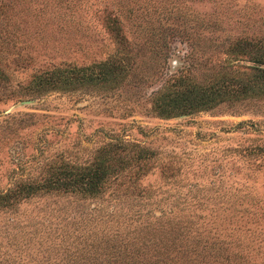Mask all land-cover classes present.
I'll use <instances>...</instances> for the list:
<instances>
[{"label": "rangeland", "instance_id": "374dc122", "mask_svg": "<svg viewBox=\"0 0 264 264\" xmlns=\"http://www.w3.org/2000/svg\"><path fill=\"white\" fill-rule=\"evenodd\" d=\"M3 1L0 29L11 42L0 46V188L37 175L54 154L85 162L110 137L150 157L129 193H111V181L96 195L41 191L0 206V264H115L123 257L107 253H154L156 243L142 240L143 213L153 223L185 212L234 232L250 264H264V87L172 115L153 101L176 77L188 86L258 82L264 0ZM116 52L126 64L108 84L3 94L34 71ZM158 251L178 260L175 250Z\"/></svg>", "mask_w": 264, "mask_h": 264}, {"label": "trees", "instance_id": "16d2710c", "mask_svg": "<svg viewBox=\"0 0 264 264\" xmlns=\"http://www.w3.org/2000/svg\"><path fill=\"white\" fill-rule=\"evenodd\" d=\"M3 2L0 0V13L7 5ZM0 31L4 32L0 33V46L8 47L11 42L8 36L10 32H6L5 29H0ZM256 59L264 62L263 57ZM123 64H126L124 57L116 52L103 60L92 61L84 65L70 63L53 65L47 70L34 71L26 83L18 84L16 89L9 88L10 90L3 94L18 96L23 93L38 92L48 86L73 89L96 83L108 84L124 67ZM3 69L0 66V78L5 77ZM179 78L181 77H176L177 82L173 84L172 90H167L154 97V107L160 113L172 115L180 111L186 112L197 106L209 105L207 102L216 96L237 95L249 89L261 90L264 87V68L260 67V73L255 75L254 79L258 82L245 80L231 82L226 79L210 85L188 86L183 85ZM149 157L150 154L144 147L119 137H110L104 144L97 147L85 162H72L61 155L54 154L43 162L37 175L25 172L20 174L11 185L0 188V206H16L22 199H29L25 197L41 191L53 190L78 193L84 196L96 195L104 192L111 185V181H114L111 193H129L138 187L136 180L146 169ZM223 201L231 207L236 203H250L252 198H224ZM185 207L187 206H182L181 209ZM235 209H231L232 214ZM161 211L159 209L157 216L161 214ZM152 213L156 214L155 211ZM142 215L143 219L146 218L141 221L144 225L142 227L150 234L142 240L156 243L152 247L154 253L148 254L147 248L135 250L133 253L125 251L105 253L109 257H123L121 262L115 264H170L158 251L160 247L165 250H175V254L179 256L175 264L251 263L248 257L249 250L247 251L249 247L245 248L246 245L242 244L234 232L225 230L224 226L221 228L215 226L212 230L213 228L208 227L204 220H200V214L191 216V213H179L163 219L159 217L153 223L148 220L149 214L143 213ZM152 229L155 231H151ZM150 256H153L151 260Z\"/></svg>", "mask_w": 264, "mask_h": 264}]
</instances>
